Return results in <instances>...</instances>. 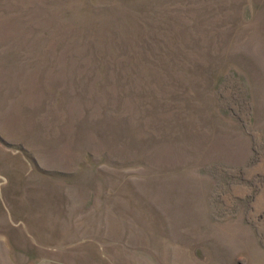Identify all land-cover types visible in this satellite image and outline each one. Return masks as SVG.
<instances>
[{
    "label": "rangeland",
    "instance_id": "1",
    "mask_svg": "<svg viewBox=\"0 0 264 264\" xmlns=\"http://www.w3.org/2000/svg\"><path fill=\"white\" fill-rule=\"evenodd\" d=\"M0 264H264V0H0Z\"/></svg>",
    "mask_w": 264,
    "mask_h": 264
}]
</instances>
